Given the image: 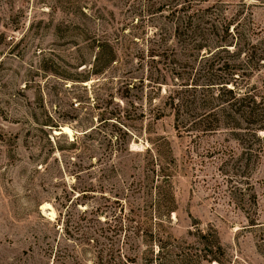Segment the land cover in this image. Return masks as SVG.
I'll list each match as a JSON object with an SVG mask.
<instances>
[{
    "label": "rangeland",
    "instance_id": "obj_1",
    "mask_svg": "<svg viewBox=\"0 0 264 264\" xmlns=\"http://www.w3.org/2000/svg\"><path fill=\"white\" fill-rule=\"evenodd\" d=\"M184 7L202 16L211 48L251 55L245 88L264 97V0H0V264H98L112 244L122 264H144V234L127 239L137 224L168 254L184 242L188 264H264V156L250 180L225 183L220 160L237 158L236 142L225 131L178 135L171 86L152 85L142 60L150 50L173 57L172 12ZM105 45L116 59L100 70ZM156 149L176 209L155 222ZM127 218L131 230L119 231ZM167 253L162 263L177 264Z\"/></svg>",
    "mask_w": 264,
    "mask_h": 264
},
{
    "label": "trees",
    "instance_id": "obj_2",
    "mask_svg": "<svg viewBox=\"0 0 264 264\" xmlns=\"http://www.w3.org/2000/svg\"><path fill=\"white\" fill-rule=\"evenodd\" d=\"M188 10L189 7H184L172 12L174 16L179 14L174 24V39L178 50L172 51L173 57L168 56L166 52L158 56L155 55V51L150 50L142 60L147 59L146 63L150 66L151 74L156 75L150 77L152 85L157 88H161V85L171 86L167 91L165 105L173 116L176 133L206 135L220 131L227 132L236 142L241 153L237 158L220 160L219 175L223 177L225 183H232L234 179L250 180L254 164L264 156V136L263 138L259 136V133L264 135V97L253 89L245 88V79L250 78L252 74L250 73L252 69L247 70L253 59L251 55L242 53L240 48L230 52L227 49L231 47L230 44L218 43L211 48L203 41L204 33L199 21L202 16L198 15V11L189 14ZM105 47L106 45L102 46V50L94 57L93 66H98L100 70L108 68L116 59L114 51L109 49L106 52ZM241 55H244L246 60L238 62L229 60L239 58ZM157 56L158 59L155 58ZM168 80L171 85L166 84ZM146 151L148 154L152 150ZM154 153L156 156L154 155L149 162L153 172L158 173L159 180L154 204L156 222L169 219L170 214L176 209V203L168 191L172 176L171 167L158 154V149ZM170 162L174 164L175 160L171 157ZM250 202H253V206L256 205L254 192L249 195L247 204ZM127 219L128 225L120 224L119 231L131 230L130 222L134 221ZM137 226L133 227V237L128 236L127 239L134 243L135 237L139 236L140 232L144 234L142 243L148 248V253L139 260H143L144 264H164L161 260L166 259L167 243L158 234L154 235L151 225L143 230L142 226L145 225L137 224ZM198 235L197 240L201 241V245L209 250L214 248L220 250L214 236L209 238L200 232ZM174 242L175 244L170 245L173 250L167 254L176 256L177 264H188V261H193L182 248L184 242L175 239ZM114 246L112 244L106 253L97 256L98 264H122V259L125 257L119 249L115 250ZM155 247L157 251L154 250ZM194 256L199 260L204 258L207 262L213 260V258L209 259L208 255ZM135 258H138V255ZM128 260L127 258L126 261Z\"/></svg>",
    "mask_w": 264,
    "mask_h": 264
},
{
    "label": "bare ground",
    "instance_id": "obj_3",
    "mask_svg": "<svg viewBox=\"0 0 264 264\" xmlns=\"http://www.w3.org/2000/svg\"><path fill=\"white\" fill-rule=\"evenodd\" d=\"M62 131H60L62 134H65V135H71V131H70V129L69 128H67V127H64V128H62L61 129ZM60 132H56L57 134L58 133H60ZM52 211V210H51ZM53 215H54V213H53ZM51 216H52V213H51Z\"/></svg>",
    "mask_w": 264,
    "mask_h": 264
},
{
    "label": "water",
    "instance_id": "obj_4",
    "mask_svg": "<svg viewBox=\"0 0 264 264\" xmlns=\"http://www.w3.org/2000/svg\"><path fill=\"white\" fill-rule=\"evenodd\" d=\"M59 131H62L61 129ZM61 134V133H60Z\"/></svg>",
    "mask_w": 264,
    "mask_h": 264
}]
</instances>
